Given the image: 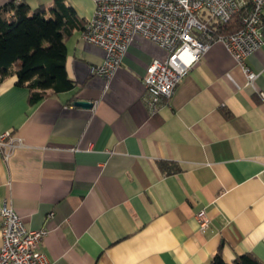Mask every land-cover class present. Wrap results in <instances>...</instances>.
Returning a JSON list of instances; mask_svg holds the SVG:
<instances>
[{"label":"crops","instance_id":"obj_1","mask_svg":"<svg viewBox=\"0 0 264 264\" xmlns=\"http://www.w3.org/2000/svg\"><path fill=\"white\" fill-rule=\"evenodd\" d=\"M67 1L92 18V0ZM81 36L67 41L74 90L31 106L16 76L0 84V136L23 143L8 161L0 151V206L50 231L40 245L50 264H211L219 251L229 264L243 254L264 264V46L246 60L250 84L214 43L151 116L144 78L166 52L136 38L107 81L91 73L104 51Z\"/></svg>","mask_w":264,"mask_h":264},{"label":"built area","instance_id":"obj_2","mask_svg":"<svg viewBox=\"0 0 264 264\" xmlns=\"http://www.w3.org/2000/svg\"><path fill=\"white\" fill-rule=\"evenodd\" d=\"M92 1L95 10L81 37L105 53L103 63L91 68L93 75L111 80L136 38L148 40L167 53L164 61L154 60L148 66L144 78V101L151 116L167 105L180 82L216 42L224 45L250 84L258 77L246 60L264 46V0ZM248 3L251 12L239 31L215 35L213 23H229ZM261 98L264 101L263 93ZM22 146L10 132L0 136V151L6 161ZM0 219V264H50L40 251L50 234L47 228L28 229L9 202L0 206ZM196 220L201 230L208 229L210 220L205 211L197 213Z\"/></svg>","mask_w":264,"mask_h":264},{"label":"trees","instance_id":"obj_3","mask_svg":"<svg viewBox=\"0 0 264 264\" xmlns=\"http://www.w3.org/2000/svg\"><path fill=\"white\" fill-rule=\"evenodd\" d=\"M251 12V4L241 8L229 22L212 24L215 35H231L243 27L244 19ZM84 22L67 0H54L49 7L36 9L25 1L12 0L0 7V84L16 76V85L29 92L28 103L33 106L41 101L70 92L75 82L66 69L67 41L75 31L84 32ZM159 167L167 174L176 173L178 167L169 169L167 163ZM211 264H229L221 251ZM231 264H262L252 254H243Z\"/></svg>","mask_w":264,"mask_h":264},{"label":"water","instance_id":"obj_4","mask_svg":"<svg viewBox=\"0 0 264 264\" xmlns=\"http://www.w3.org/2000/svg\"><path fill=\"white\" fill-rule=\"evenodd\" d=\"M74 106L83 108V109H90L93 107V104L90 102H85V101H77L74 103Z\"/></svg>","mask_w":264,"mask_h":264},{"label":"rangeland","instance_id":"obj_5","mask_svg":"<svg viewBox=\"0 0 264 264\" xmlns=\"http://www.w3.org/2000/svg\"><path fill=\"white\" fill-rule=\"evenodd\" d=\"M37 7H38V6H36V7L34 6V7H32V9H36ZM201 20H202V19H201ZM166 54H167V53H166Z\"/></svg>","mask_w":264,"mask_h":264}]
</instances>
